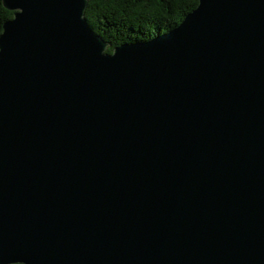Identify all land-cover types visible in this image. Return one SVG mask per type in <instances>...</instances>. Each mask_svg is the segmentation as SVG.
Here are the masks:
<instances>
[{
	"label": "water",
	"instance_id": "obj_1",
	"mask_svg": "<svg viewBox=\"0 0 264 264\" xmlns=\"http://www.w3.org/2000/svg\"><path fill=\"white\" fill-rule=\"evenodd\" d=\"M88 1L1 0L0 264H264V0L111 53Z\"/></svg>",
	"mask_w": 264,
	"mask_h": 264
},
{
	"label": "trees",
	"instance_id": "obj_2",
	"mask_svg": "<svg viewBox=\"0 0 264 264\" xmlns=\"http://www.w3.org/2000/svg\"><path fill=\"white\" fill-rule=\"evenodd\" d=\"M198 0H89L85 19L109 43L107 52L124 43L146 42L176 27ZM14 12L0 0V34Z\"/></svg>",
	"mask_w": 264,
	"mask_h": 264
}]
</instances>
